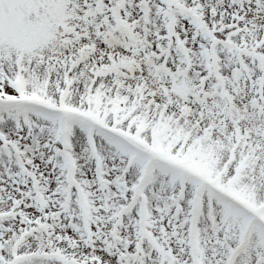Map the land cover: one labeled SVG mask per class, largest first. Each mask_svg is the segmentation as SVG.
Returning <instances> with one entry per match:
<instances>
[{
	"label": "snow or ice",
	"instance_id": "snow-or-ice-1",
	"mask_svg": "<svg viewBox=\"0 0 264 264\" xmlns=\"http://www.w3.org/2000/svg\"><path fill=\"white\" fill-rule=\"evenodd\" d=\"M0 264H264V0H0Z\"/></svg>",
	"mask_w": 264,
	"mask_h": 264
}]
</instances>
